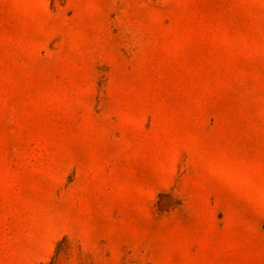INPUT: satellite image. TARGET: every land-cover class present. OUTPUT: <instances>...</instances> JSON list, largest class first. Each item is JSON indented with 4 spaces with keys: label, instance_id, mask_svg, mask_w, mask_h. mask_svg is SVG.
Instances as JSON below:
<instances>
[{
    "label": "rangeland",
    "instance_id": "374dc122",
    "mask_svg": "<svg viewBox=\"0 0 264 264\" xmlns=\"http://www.w3.org/2000/svg\"><path fill=\"white\" fill-rule=\"evenodd\" d=\"M0 264H264V0H0Z\"/></svg>",
    "mask_w": 264,
    "mask_h": 264
}]
</instances>
